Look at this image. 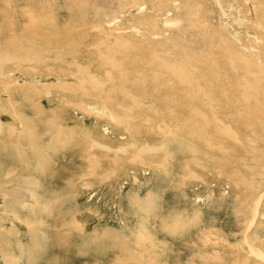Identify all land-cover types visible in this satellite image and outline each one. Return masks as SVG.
<instances>
[{"label":"rangeland","instance_id":"obj_1","mask_svg":"<svg viewBox=\"0 0 264 264\" xmlns=\"http://www.w3.org/2000/svg\"><path fill=\"white\" fill-rule=\"evenodd\" d=\"M0 264H264V0H0Z\"/></svg>","mask_w":264,"mask_h":264}]
</instances>
